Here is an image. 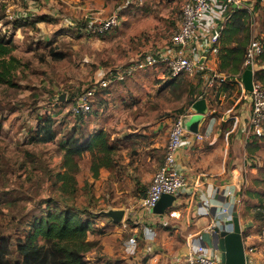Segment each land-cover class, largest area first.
Here are the masks:
<instances>
[{
  "label": "rangeland",
  "instance_id": "374dc122",
  "mask_svg": "<svg viewBox=\"0 0 264 264\" xmlns=\"http://www.w3.org/2000/svg\"><path fill=\"white\" fill-rule=\"evenodd\" d=\"M180 6V0H0V36L12 42V56L19 61L12 85H0V238L22 237L31 219L47 204L59 210L64 206L85 210L94 216L109 209L127 211L138 206L162 162L172 124L190 112L199 95L209 94L201 78L173 79L166 74L168 80L158 86L161 81L145 76L139 83L124 81L112 96L115 102L108 101L103 109L95 108L94 99L88 116L102 111L99 123L108 121L105 125L113 138L110 143L116 149L113 162L117 165L100 170L94 178L91 156L84 151L74 159L72 195L61 193L56 179L64 166L61 144L79 131L75 119L65 114L72 104L65 101V93L75 99L101 77L126 69L140 55L160 47L179 23ZM113 15L118 17L117 27L102 35L94 31ZM15 22L22 26L15 28ZM56 53L63 57L52 56ZM60 97L63 101L56 102L54 115L61 110L65 117L53 120L55 142L35 143L31 139L36 134L38 113L50 110L48 103ZM229 101L210 104L216 108L217 118L231 106ZM82 130L84 135L94 133L92 124ZM259 141V151L250 158L243 156L240 148L241 160L247 158L249 165L241 168L245 195L236 208L244 246L257 252L264 246V223L255 219L256 200H249L246 192L256 191L252 180L259 172L264 174V139ZM135 168L138 172L134 173ZM259 190L264 194V184ZM91 222L94 232L88 240L98 245L86 255L89 264H146L150 260L141 254L133 260L138 257L139 241L136 237L134 253L126 248L124 244L134 236L125 232L123 222L116 227L101 218ZM100 228L105 229L103 237L96 234ZM100 238H104L103 244ZM141 249L140 253L145 248Z\"/></svg>",
  "mask_w": 264,
  "mask_h": 264
},
{
  "label": "crops",
  "instance_id": "0c3cea01",
  "mask_svg": "<svg viewBox=\"0 0 264 264\" xmlns=\"http://www.w3.org/2000/svg\"><path fill=\"white\" fill-rule=\"evenodd\" d=\"M182 2L183 0H180V4H182ZM222 12L220 8L216 7L199 23L195 32L198 41L207 37L216 26L225 24V21L227 20L226 17L229 16L232 11L223 10ZM221 14L223 15L221 16ZM166 42L167 40L164 41L160 47L154 48L152 51L150 49L143 55H140L138 60L134 63H130L126 69H122V75H119L120 71L118 73L113 72L107 74L106 77L103 78L101 77L95 84L105 81L109 76L112 78L114 77V80L106 89L97 87L98 91L94 98L95 108L97 105V108L103 109L105 103H108V101L114 103L115 98H112V96H116V91L121 90V84L126 80H130L131 83H139L143 81L145 76H147L149 78L153 77L154 80L161 81L158 86L165 83L168 80L166 77V69L161 62H158L157 53L161 51V48ZM192 49H194V53L196 51V54L197 52L203 54L199 48L196 49L192 46ZM150 56L156 57L155 59L157 60V63L155 64V67L139 68V65L144 64ZM207 61V73L209 74L213 71L217 72L220 63L217 57H208ZM202 83H204L203 80ZM228 90L229 94L225 93V100L231 101H229V104L231 105L230 108H233L234 113L240 118V124L243 125L247 122L250 114V100L247 95H242L236 88L230 87ZM70 91L73 94V91ZM65 95V101L71 104L74 97L70 94L71 98L69 99L68 94L65 93ZM58 96H61V94H58ZM58 100L63 101L62 97ZM198 101V97L193 100L190 105L189 114H194L193 105ZM208 103L205 102L206 106ZM93 112L95 113V116L85 117L83 123L80 124L81 127H87V125L92 124L94 133H98L99 131L108 133L107 125H105L108 121H105L104 124L99 123V118L103 116L102 111L98 113L97 111ZM38 114L41 116L42 113ZM65 114H68L71 117L69 111ZM65 114L60 110V112H57L56 115L52 116V121L61 117L64 118ZM38 118L41 119L40 117ZM208 120L209 118L206 116L205 123H207V125ZM226 121L227 120L223 121L222 119L218 120V123L213 126L212 131L204 141H196L194 134L187 132V143L177 152L176 161L177 166L187 178L188 188L175 198L171 207L166 209L163 215H156L152 210L141 208V200H139L140 202L138 203V206L135 208L129 207L127 211H125L123 219V225H125L126 229L125 232L129 231L131 232V236L138 238L140 248L137 252V256L141 254V258H150L146 264H188L184 263V258L188 254V248L186 246V239L188 236H194L204 241L206 245L213 249V256L216 260H218V262L220 261V251L213 248L215 240L214 230L215 228H222L223 226L222 221L225 217L220 216L223 207H228L230 213L236 212V207L234 208V211L229 206L226 195L230 191L237 192L239 188L243 186L244 179L241 174V168L245 167L246 164L249 165L247 158L241 160V149L243 150V156L247 154L246 146H244V143L247 144V142H245V135L241 129H238L230 135L229 142H232L230 144L225 140L224 135L225 132L230 129V123ZM205 123L201 127V131L205 130ZM109 140H113L111 135ZM113 164L114 165L111 169L115 168V165H117L116 162H113ZM111 169L102 168L100 170L107 171ZM132 172H138V169L135 168ZM131 177L132 176L130 175V180ZM205 202H207V204H204ZM170 212H176L177 217L170 218ZM237 214L239 225H241L240 215L239 213ZM126 219L128 220L127 223L125 222ZM142 224L147 225L152 231L150 237H145V234L141 229ZM114 226L116 227L118 225ZM209 228H212V230ZM226 229L230 230L231 228L226 227ZM98 240L103 244L102 242H104V238ZM141 247L145 248L142 253H140V250H142ZM244 248L246 255L248 248H246V246H244ZM105 249L107 250L106 246ZM262 250L264 252V246L262 247ZM262 250L258 252L255 251V253L251 255V264H264V253H262ZM137 259H140L139 256L133 260L136 261Z\"/></svg>",
  "mask_w": 264,
  "mask_h": 264
},
{
  "label": "trees",
  "instance_id": "16d2710c",
  "mask_svg": "<svg viewBox=\"0 0 264 264\" xmlns=\"http://www.w3.org/2000/svg\"><path fill=\"white\" fill-rule=\"evenodd\" d=\"M247 5L252 6V11L249 12L247 9L241 8L232 9L221 31L219 52L216 56L220 63L215 73H223L229 79L235 76L241 77L244 72L243 62L246 48L252 36L251 24L254 14L258 15L259 35L264 50V0L260 2L249 0ZM21 26L18 22L14 23L15 28ZM14 50L15 46L12 42L0 36V85H12L13 74L19 64V61L12 56ZM52 56L61 59L63 53L52 54ZM260 60L264 63V51ZM254 79L264 89V70H257ZM93 86L95 85H89L85 89ZM228 88L230 86L227 84L222 86L221 93H228ZM210 99V95H204L201 100L208 103ZM56 102L58 101L54 100L48 103L47 108H50V113L41 114L45 118L41 116V119L37 118L36 134L31 139L35 143L47 144L56 140L57 134L52 121L55 108L58 107ZM69 114L75 119L76 125H79V131L76 136L73 135L65 141V144L61 145L64 152V166L63 172L58 173L56 179L60 182V192L72 195L76 184L74 159L79 158L84 151H88L91 156L90 171L92 176L97 178L100 169L113 167V154L116 149L110 143L108 133L104 131L84 135L82 130L84 127H81L80 124L91 112L86 115H74L69 110ZM261 139H264V136L253 137L250 142H247L246 153L248 158L259 151V140ZM250 145L253 148H248ZM259 173L252 180V185L256 191L248 190L246 196L249 200H256V204L253 206L257 213L255 219L264 223V194L259 190L264 184V174ZM244 195L245 192L242 189L240 193L242 202ZM48 202L53 204L52 200ZM64 207V209L59 210L56 207L50 208L47 204L38 216L31 219V222L28 223V229L23 231L22 237L16 238V240L11 236L0 238V264H89L86 255L98 245L88 240V235L94 232L91 219L101 218L106 222L110 220L101 214L94 216L86 213L85 210L80 212L72 207ZM16 230L20 231V228ZM261 232H264V227ZM96 234L103 237L105 229H98Z\"/></svg>",
  "mask_w": 264,
  "mask_h": 264
},
{
  "label": "built area",
  "instance_id": "2783aa9c",
  "mask_svg": "<svg viewBox=\"0 0 264 264\" xmlns=\"http://www.w3.org/2000/svg\"><path fill=\"white\" fill-rule=\"evenodd\" d=\"M247 2H249V0H183L180 6L179 23L175 30L170 34L167 42L161 48V51L157 53L158 62H161L165 66L166 73L170 78L174 79L180 76H187L190 78L200 77L204 82L203 85L205 89L208 90L211 96L210 102L207 104L206 116L209 118L208 126L205 130L194 135L196 141H204L209 136L213 126L218 123V120L220 119L223 121L227 120L226 122L230 123L229 131L224 134L226 141H228L230 135L238 129H241L245 135V142L250 137L259 138L264 136V89L254 79V74L257 70H264V63L260 60L264 50L261 36L259 35V24L257 21L258 15L254 14L251 24L252 36L246 48L243 62V71L250 67L253 75L252 90L249 93L245 92L244 85L239 76L229 79L224 74H217L215 72L211 74L207 73L208 68L206 63H208V57H216L218 55L223 25L216 26L207 37H204L199 41L197 40L195 33L199 23L216 7L220 8L221 12L223 10H232L234 7H236V9H247L251 12L252 6L247 5ZM222 15L223 14H221V16ZM226 18H228V16ZM117 26L118 17L113 15L105 22H101V24L95 26L94 31L102 35L113 30ZM192 46L196 49L199 48L203 54L197 52V55L196 51L194 53ZM155 58V56H150L144 64L139 65V68L155 67V64L157 63ZM122 74L123 71L119 73V75ZM113 80L114 77L112 78L109 76L105 81L98 82L97 84H94L95 86L82 90V92L73 100L70 112L74 115H86L91 112L92 102L98 91L97 87L106 89L112 84ZM226 84L231 88L238 89L242 95H247L250 100V114L247 122L243 125L240 124V118L234 113L233 108H227L223 115L217 118L215 116L216 108H212V105H210L217 101L220 102V104L226 101V94L221 93L222 86ZM204 95L207 96L204 92V94L198 96V99L201 100ZM46 111H49V109ZM46 111H44V114L50 113V111ZM187 115L190 114L187 113L179 116L169 130L164 145L162 162L156 173L153 175L147 191L141 199L140 205L143 209L152 210L163 195L177 198L188 188L187 178L177 166L176 161L177 152L187 143L186 136L188 133L181 126V118ZM241 190L242 186L237 192L230 191L226 195L228 204L234 211L240 204H242L240 197ZM204 204H207V202ZM220 216L225 217L222 221V227H227L226 223L232 220V213L229 212L228 207L222 208ZM169 217L175 218L177 217V213L170 212ZM123 229H125V225H123ZM141 229L146 236H151L152 231L147 225L142 224ZM209 229L212 230V228ZM135 241V237H130L124 244L128 250L132 251V253H134L135 250ZM186 246L188 248V254L184 258V263L219 264L218 260L213 256V249L206 245L200 238L188 236L186 239ZM213 248L215 249L214 246ZM253 253H255V250L248 248L245 255L246 264H251V255Z\"/></svg>",
  "mask_w": 264,
  "mask_h": 264
},
{
  "label": "water",
  "instance_id": "95a60500",
  "mask_svg": "<svg viewBox=\"0 0 264 264\" xmlns=\"http://www.w3.org/2000/svg\"><path fill=\"white\" fill-rule=\"evenodd\" d=\"M260 2L261 0H256ZM236 9V7H234ZM252 70L248 67L241 76L245 92L252 90ZM194 114H190L181 118L182 128L191 134L197 135L201 131V127L205 123L207 106L204 100H199L193 105ZM175 201V197L163 195L152 209L156 215H163L166 209L170 208ZM101 215L111 220L113 224H121L123 222L125 211L109 209L103 211ZM226 227L215 228L213 246L220 251L221 257L219 264H246L245 248L242 241V232L238 222V214L232 213V220L226 223Z\"/></svg>",
  "mask_w": 264,
  "mask_h": 264
}]
</instances>
